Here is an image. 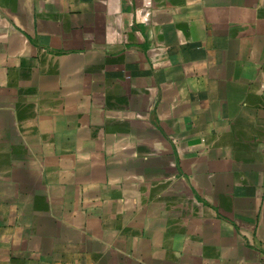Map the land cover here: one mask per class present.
Here are the masks:
<instances>
[{"label": "crops", "instance_id": "0c3cea01", "mask_svg": "<svg viewBox=\"0 0 264 264\" xmlns=\"http://www.w3.org/2000/svg\"><path fill=\"white\" fill-rule=\"evenodd\" d=\"M0 264H264V0H0Z\"/></svg>", "mask_w": 264, "mask_h": 264}]
</instances>
